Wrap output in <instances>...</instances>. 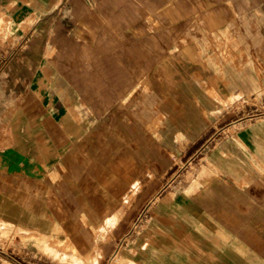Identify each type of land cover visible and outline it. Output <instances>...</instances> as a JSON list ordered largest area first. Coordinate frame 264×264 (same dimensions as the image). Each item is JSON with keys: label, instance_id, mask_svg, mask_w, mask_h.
<instances>
[{"label": "crops", "instance_id": "1", "mask_svg": "<svg viewBox=\"0 0 264 264\" xmlns=\"http://www.w3.org/2000/svg\"><path fill=\"white\" fill-rule=\"evenodd\" d=\"M48 2L64 13L52 108L31 115L35 127L22 122L13 139L8 131L0 138L8 163L0 168V221L50 234L75 224L78 213L101 230L108 201L131 192L137 180L145 184L134 200L151 194L145 173L152 167L154 182L165 183L150 225L158 236L125 249L116 239L101 241L108 249L102 264H118L117 252L130 254L119 259L123 264H264V122L213 149L196 187H166L173 164L166 153L198 149L224 98L264 97V0ZM193 27L188 59L176 41ZM104 130L122 137L111 140L117 149L71 157L78 136ZM46 174L62 182L60 196L36 194V181L51 184ZM133 204L126 215L134 214ZM35 246L27 242L26 257L0 246V264H47L35 261Z\"/></svg>", "mask_w": 264, "mask_h": 264}, {"label": "rangeland", "instance_id": "2", "mask_svg": "<svg viewBox=\"0 0 264 264\" xmlns=\"http://www.w3.org/2000/svg\"><path fill=\"white\" fill-rule=\"evenodd\" d=\"M63 15L62 6L52 7L48 0H0V138L8 131L13 139L14 128H18L22 122L35 127L37 121H29L31 115L45 113L52 108V68L63 56L59 23ZM55 16H60L58 21L54 20ZM202 26L208 25L203 23ZM209 26L218 27L217 24ZM195 29L193 27L183 35L178 34L176 41L178 51L188 59H193L190 46L194 42L192 33ZM209 117L211 121L213 119L211 129L198 142V149L182 153L180 157L166 153V158L173 162L167 173L168 192L196 187L195 181L207 166L208 155L213 149L224 142L238 139L241 131L264 122V97H226ZM161 120L158 119L154 126L160 127ZM80 126L87 125L80 121ZM109 127H116V122ZM110 132L104 130L90 136H78L80 146L72 149L71 157L89 159L90 152L97 148L102 147L105 151L117 149L111 140L119 142L122 137L111 135ZM149 138L158 143L162 140L159 135ZM181 139L186 141L185 137ZM40 143H45V139L42 138ZM43 153L46 155L47 151ZM2 164L8 166L7 161L0 156V168ZM145 174L146 181H150L145 187L150 189L151 194L141 202L135 201V195L145 184L137 180L131 192L122 191L118 200L108 201L101 230L78 213L75 224L65 223L63 228H57L50 234L23 231L0 221V246L10 247L16 257H26L30 249L26 250L24 246L33 240L36 246L31 255L37 257L35 261L47 264H102L108 249L101 246V241L116 239L120 246L124 244L125 249L129 241L156 238L157 230L155 232L150 225L156 219L154 215L160 206L158 194L165 183L154 182L158 170L152 167ZM44 177L51 184L47 185L43 179H39L36 181V194L60 196L58 192L63 190L62 182L48 174ZM132 204V211L136 207L134 214L131 212V215H126ZM191 240L186 237V241ZM123 255L127 257L130 254L117 252L114 263L123 264L119 260Z\"/></svg>", "mask_w": 264, "mask_h": 264}, {"label": "bare ground", "instance_id": "3", "mask_svg": "<svg viewBox=\"0 0 264 264\" xmlns=\"http://www.w3.org/2000/svg\"><path fill=\"white\" fill-rule=\"evenodd\" d=\"M201 19V18H200ZM200 27V26H199ZM71 55V54H70ZM59 77V76H58ZM110 93V92H109ZM51 102V101H50ZM62 131V130H61ZM63 132V131H62ZM51 202V201H50Z\"/></svg>", "mask_w": 264, "mask_h": 264}]
</instances>
